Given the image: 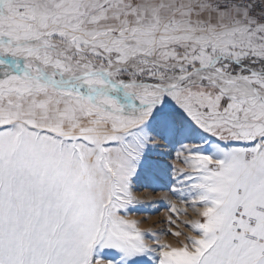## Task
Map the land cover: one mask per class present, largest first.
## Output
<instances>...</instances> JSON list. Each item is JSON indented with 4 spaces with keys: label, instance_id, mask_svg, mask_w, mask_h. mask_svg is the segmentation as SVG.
Wrapping results in <instances>:
<instances>
[{
    "label": "snow or ice",
    "instance_id": "6c2138e0",
    "mask_svg": "<svg viewBox=\"0 0 264 264\" xmlns=\"http://www.w3.org/2000/svg\"><path fill=\"white\" fill-rule=\"evenodd\" d=\"M0 264H264V0H0Z\"/></svg>",
    "mask_w": 264,
    "mask_h": 264
},
{
    "label": "rangeland",
    "instance_id": "374dc122",
    "mask_svg": "<svg viewBox=\"0 0 264 264\" xmlns=\"http://www.w3.org/2000/svg\"><path fill=\"white\" fill-rule=\"evenodd\" d=\"M139 195L148 197V198H158L160 193H156L155 195H153L151 192L145 190L141 193H138ZM166 214V208L163 205H159L158 206V211L156 212V217H162L163 215ZM145 227H147L148 225H144ZM166 239H168L170 242L175 243V241L171 238V237H166Z\"/></svg>",
    "mask_w": 264,
    "mask_h": 264
}]
</instances>
